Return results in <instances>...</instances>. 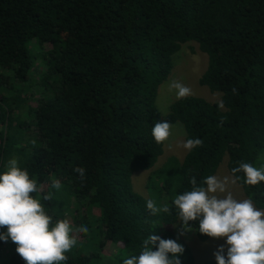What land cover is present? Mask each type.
<instances>
[{"label": "trees", "instance_id": "trees-1", "mask_svg": "<svg viewBox=\"0 0 264 264\" xmlns=\"http://www.w3.org/2000/svg\"><path fill=\"white\" fill-rule=\"evenodd\" d=\"M186 42L206 55L198 84L220 97L169 104L165 120L182 125L185 141L203 143L153 170L171 211L152 215L130 177L162 152L151 134L160 121L154 100ZM37 60L45 69L34 78ZM224 155L231 176L240 162L264 167V0H0V172L15 158L39 187L60 181L59 190L49 185L32 195L53 224L71 222L76 244L66 264H122L150 234L177 240L181 264H196L186 244L160 228L179 218L174 198L192 190L193 177L205 187ZM76 167L85 169L83 179ZM235 175L264 211V181L249 186ZM146 186L153 189V180ZM189 224L198 240L209 237L198 221ZM110 244L117 247L111 256ZM0 264H25L10 239L0 240Z\"/></svg>", "mask_w": 264, "mask_h": 264}, {"label": "clouds", "instance_id": "clouds-1", "mask_svg": "<svg viewBox=\"0 0 264 264\" xmlns=\"http://www.w3.org/2000/svg\"><path fill=\"white\" fill-rule=\"evenodd\" d=\"M169 88L175 90L178 100L192 94L191 89L179 81H172ZM220 107H223L222 103ZM171 127L172 123L157 121L151 129L154 141L159 144L168 140ZM202 143L199 138L188 139L182 147L192 150ZM74 171L80 179L85 177L83 167H76ZM239 172L244 174L246 185L254 186L264 181V167L240 162L232 169V177H205L206 187L197 186L193 177L192 190L178 194L172 205L183 223L181 234L190 231L187 227L190 221H198L201 234L225 239L226 254L225 245H220L214 252L217 264H264V211L257 209L250 199L238 200L229 191V185L240 179L235 175ZM51 187L59 190L60 181L53 179ZM40 190L27 170L18 166L17 159L8 160L5 171L0 172V228H6V231H0V240L7 242L10 239L25 264H66L65 253L75 246L76 240L70 236L69 223L58 220L53 224V218L46 214L40 200L34 198L32 194ZM51 199V192L43 195V200ZM146 208L152 215L171 211L167 204L157 207L151 199ZM79 231L87 232L88 229L81 226ZM184 251L183 244L177 240L150 234L143 240L139 255L123 259L122 264H181L179 257Z\"/></svg>", "mask_w": 264, "mask_h": 264}, {"label": "rangeland", "instance_id": "rangeland-1", "mask_svg": "<svg viewBox=\"0 0 264 264\" xmlns=\"http://www.w3.org/2000/svg\"><path fill=\"white\" fill-rule=\"evenodd\" d=\"M50 45L44 43L42 49L48 50ZM41 63L37 60L35 63L36 69L33 70V76H37L38 71L44 70L45 68L40 65ZM206 67V55L201 52L197 44L194 42H186L180 46V48L172 55V68L170 73L164 81H162L156 91L155 96V106L158 110L160 121H166L165 116L168 111L169 104L176 99L175 90H170L169 85L172 81H179L184 85L188 86L192 94L190 96H197L205 99L209 102H217L220 97V93L217 91H209L207 87L198 84V78ZM39 98L38 89H31L29 96V103L32 106H35L37 99ZM185 142L184 139V130L182 125L179 122H173L171 127V135L165 142L162 143V152L157 157L154 165L146 170H137L131 174L130 183L132 190L139 195L143 196L147 200L151 199L155 202L157 207H162L166 202L167 197L162 192H159L160 182L157 177L153 176V170L169 157H175L180 160L183 155L187 152V149L182 147V143ZM262 166L258 165V167ZM213 175L218 177H232L226 169V156L222 157L221 162L218 164ZM153 180V189L152 186H146L148 179ZM52 181L47 183H42L40 185L41 190H47L48 186L52 184ZM206 187V186H205ZM50 188V187H49ZM229 191L233 196L238 199H247L243 194L240 186L235 184L229 185ZM225 195V194H219ZM66 220L70 228H72L71 222L68 217ZM183 225L179 218L169 225H162L161 230H166L174 233L178 236L190 250L194 262L196 264H201L207 260H216L214 252L218 249L220 245H225V254L227 251V245L224 238H212L208 237L204 241L198 240L191 231H184L181 234ZM116 246L110 244L106 247L105 252L108 255H113L116 250Z\"/></svg>", "mask_w": 264, "mask_h": 264}]
</instances>
